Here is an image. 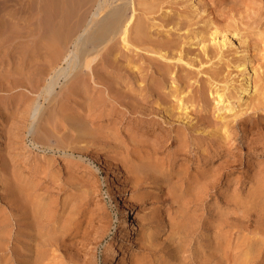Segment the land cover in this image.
Listing matches in <instances>:
<instances>
[{
    "label": "bare ground",
    "instance_id": "1",
    "mask_svg": "<svg viewBox=\"0 0 264 264\" xmlns=\"http://www.w3.org/2000/svg\"><path fill=\"white\" fill-rule=\"evenodd\" d=\"M33 1L32 16L18 19L14 11L0 28V48L20 51L10 76L17 77L12 89H23L10 94L13 135L26 132L34 148L62 150L65 157L112 152L133 189L172 185L183 205L171 234L182 243L190 244L204 224V212L196 211L220 195L224 178L226 186L231 182L228 172L245 165L242 181L254 188L244 199L264 198V161L244 164L240 154L243 148L264 154V0ZM49 158L48 170L57 162ZM73 167L64 166L66 175ZM44 169L29 167L38 179L15 173L5 179L0 250L7 264H88L73 260V251L81 254L75 245L88 235L80 219L86 202L62 200L75 184L56 183ZM230 192L225 204L236 195ZM122 211L129 227V211ZM212 218L206 228L215 230L213 238L195 254L177 242L170 248L143 241L141 255L128 264H221L233 250L225 230L235 223L230 215ZM249 236L234 245L240 252L232 253L234 264H252L261 248L263 237ZM59 249L67 263L56 262ZM115 256L112 248L104 263Z\"/></svg>",
    "mask_w": 264,
    "mask_h": 264
},
{
    "label": "rangeland",
    "instance_id": "2",
    "mask_svg": "<svg viewBox=\"0 0 264 264\" xmlns=\"http://www.w3.org/2000/svg\"><path fill=\"white\" fill-rule=\"evenodd\" d=\"M27 2L28 1L25 0H0V28H2L1 22H4L6 16L10 14L12 15V12L14 11H17L14 13L18 17V19L21 17L22 19H24L28 13V17L32 16V14L35 13L38 8L37 3L33 0H31V2ZM32 2L35 4V6ZM26 3L28 5H26ZM22 4H25L26 6ZM10 10L11 13H9ZM20 12L23 14H21ZM233 42L234 45H231V51H234L237 48V46L235 45V41ZM18 45H20V48H22L21 44ZM15 47L17 50L14 49ZM15 47L9 48L7 50L5 47V49L0 48V195L3 194L2 191L5 184V179L11 177L10 175L12 173H15L17 176L19 175L18 177L20 178H29V176L31 175L30 171H28L29 167L33 170L38 171L39 169L42 170L45 167V173L51 175L50 178H52L53 176V180L55 179L54 181L56 183L62 182L61 180L65 179L63 182H69L70 184L73 183L72 186L75 184V188H67V190L60 195V198L62 200L65 199V197L66 199L70 198L72 199V203L75 202L73 204L76 205L82 203V201L86 202L84 205L83 215L80 219L84 221L83 225H86V228L88 229L86 230L88 235L83 241V246H81V244H78V246L75 245L76 247L81 248V251H83L79 252V254L81 253L80 256L75 255L76 253L75 251H73V255L77 256L74 257L73 260H79V262L81 263L82 261H80V259L83 260L84 258V260H86L88 258L90 259H87L88 264H105L104 262L106 256L111 253L112 248H115V250H117V256H115L111 263L128 264L129 259L135 260L138 258V255H141L139 253V246L143 241H151L152 243H150L152 244V246L154 244V246H170V248L174 247L175 243L173 244V242H177L175 245L178 244L179 246L187 249V254H195V252H197V249H201L199 247L200 244L212 240L215 230L206 228V225L210 220L213 219L212 215L218 214L219 216L230 215L235 223V226H232L233 229H224L225 231H227V233H229L231 247H233L234 251L230 250V252H228L226 255H223L225 257H221V264H234L232 253L238 254L239 252V249H234V245L241 242L242 239H246L248 235H251L248 239L253 240H261V238L263 237V243L260 244L261 250L258 249V253L250 259V263L264 264V198H259V200L255 198L257 200L255 201L254 199L253 202L244 199L245 196L243 195L254 188L252 187V184L250 182L244 183L242 181V176L246 175L245 165L239 167L236 171L227 173V175H229L228 179H230L231 182L226 186L224 183L225 178L222 180L217 192L220 195L217 198L208 196L206 199H204L203 204L196 211V213L202 211L204 212V224H202L200 229L193 236L190 244H188L187 240L183 241L182 243V241H178L177 235L171 234V228H173L172 226L174 225L173 223H175V218L179 214V211L182 209L180 208L182 207L181 205H183L181 203V205H179V202H182V199L180 200V198H177V196H179L177 195L178 192L174 190L172 185L162 183L161 187L160 185L157 186L158 189L151 190L150 187H153V185L144 184L139 189H133L131 188V185L128 183V181L125 180L126 175L123 173L120 164H118V161L114 159L112 152L101 150L99 151L101 156L98 155V157H90L89 155L82 156L78 155V153H74L72 156L66 154L65 157V153L62 150H56L55 152L46 150L45 152H42L37 148H34L30 143V136L28 137V134H26V132L23 133L22 131H20L22 134L18 132L17 135H13L14 131H10V121L11 116L13 115L12 111L9 109L11 108L10 100L11 96L15 92L20 93L21 91H23L21 87H15L14 89H12V86L14 85V79H17V77L12 78L13 76H16L13 74V70L17 67V64L19 62L18 56L20 55V51H18L19 47L17 45ZM16 59L18 61H16ZM13 63L15 65H13ZM13 66L14 68H12ZM3 75L5 76V78H2ZM11 75L12 77H10ZM10 78L12 81L10 80ZM61 80L63 81V79ZM61 80H59V84L62 83ZM2 82H6V86L2 84ZM59 84L57 85L59 86ZM57 85L56 89H58ZM24 135L26 136L24 137ZM10 144L13 146H11ZM192 148L194 147L192 146ZM234 151L238 152L237 149H235ZM246 151V148H243L242 152L240 151L242 158L244 157V164H246V162L250 160L253 163L256 162L257 164L255 165L257 166L259 162L262 163L264 161V154L259 153V150H251L250 152H248L249 154ZM49 157L53 158L54 162H57L54 163V167H50V169L48 170L46 164L48 160L47 158ZM64 158L65 160H63ZM104 160L107 161L105 162ZM214 160H217V158ZM74 162L77 163V166ZM69 163H71V165L73 164L74 169L70 168L71 175H66L64 166L66 169V165H68ZM53 173L57 174L58 178H56V175L54 176ZM40 175L41 177L43 176L42 174ZM237 176L240 178V182L235 181V178ZM30 177L33 179L37 178V176L32 175ZM45 179H49V176L45 177ZM71 180L72 182H70ZM165 189H167V191ZM161 190L162 193L160 192ZM148 191L150 193H158L160 195V199H153L150 198V196L141 194L145 192L147 193ZM230 191L235 192L236 195L233 197V199H230L231 201H228L225 204L222 197ZM80 193H83V195H81ZM0 203V210H3L5 205L2 200H0ZM123 209H127L129 211L131 223L129 227H124L123 225ZM192 210L193 208H191L189 212H191ZM3 215L4 214L0 213L1 217ZM2 237H4V235ZM260 240H258V243ZM2 248L3 247L1 246L0 264H7L8 253L3 251ZM63 250L65 249H59L55 251L54 254L55 258L57 259L56 262H58L59 260L63 263H67V253L64 254ZM87 253L88 255H86ZM205 253H208L207 249ZM228 256L229 258H227ZM90 261L92 262L90 263ZM173 262L174 261H170V263Z\"/></svg>",
    "mask_w": 264,
    "mask_h": 264
}]
</instances>
